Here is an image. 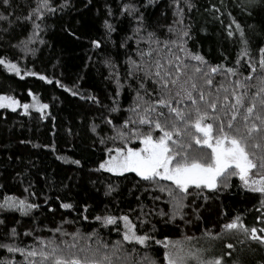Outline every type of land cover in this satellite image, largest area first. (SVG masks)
<instances>
[{"label":"trees","instance_id":"trees-1","mask_svg":"<svg viewBox=\"0 0 264 264\" xmlns=\"http://www.w3.org/2000/svg\"><path fill=\"white\" fill-rule=\"evenodd\" d=\"M128 3L143 12L146 30L121 47L137 27L134 17L122 15L123 5ZM10 4L11 7L0 2V14L12 22L0 21V58L15 63L20 74L0 65V94H10L22 103L35 98L38 105L48 107L27 111L0 107V199L14 196L39 205L28 215L0 210V244L25 250L22 254L0 248V264L39 261V257L26 260L27 251L39 250L50 241L49 249L55 246L64 256L75 254L80 259L100 261L107 256L111 264H151L152 261L164 264L165 248L162 243L156 244V240L219 234L222 226L236 217L249 229V234L232 240L234 248L227 250L230 256L223 258L230 261L228 264H264V244L253 241L250 232L255 228L258 236H264L261 231L264 196L245 189L238 176L227 181V188L223 183L217 189L190 186L183 199L184 207L173 215L172 198L167 191L159 190L161 186L175 190L170 181L161 180L156 184L132 172L113 175L95 171L108 149L124 146L117 135L119 130L129 134L133 128L142 132L149 130L147 125L141 126L138 122L122 128L129 117L136 119L129 109L139 103L143 114L148 103L159 98V85L153 82L156 78H145L144 72H139L144 83L140 95L144 99L136 100L139 81L128 75L129 56L146 69L150 67L153 73L159 60L173 76L176 75L175 57L179 56L182 69L183 63L189 65L185 72L193 76L197 89L205 92L206 99H218L219 106L225 103V95L231 100L237 80L248 85L249 93L259 87L264 4H250L249 0H154L145 8L147 0H50L56 11L45 13L43 20L36 21L41 28L27 51L13 45L32 33V24L17 17L28 15L37 0H10ZM180 10L182 16L178 14ZM181 19L182 25L174 23ZM105 20L115 28L111 34L106 32ZM237 24L244 32L243 40ZM181 29L187 30L190 36L184 38V47L192 54L201 55L206 65L179 50ZM229 30L234 33L232 37L227 35ZM149 32L155 34L151 43ZM94 40L100 41L101 47H93ZM173 40L177 43H171ZM244 48L248 55L240 56ZM141 51L145 53L143 58L138 54ZM109 59L112 66L105 63ZM169 60L173 61L172 65L167 63ZM250 65L256 67L255 73ZM194 66L202 67L203 71L193 74ZM215 66L220 69L209 74L213 81L209 86L204 72ZM228 68L235 69L236 74H229ZM30 72L35 75L26 74ZM41 76L45 79H40ZM249 76L252 78L245 81ZM193 97L205 108L199 102L198 90L193 91ZM173 106L186 111L192 107L188 100ZM113 108L117 111H111ZM208 111L211 113V109ZM160 134L159 130L154 131L155 136ZM256 139L262 148L254 149L250 145L249 151L260 154L264 140L260 134ZM138 144L135 139L128 143L130 147ZM198 150L199 146L193 142L192 151ZM74 160L80 164L71 163ZM109 186L111 192H108ZM63 203L73 207L64 209ZM122 215L129 218L138 235L153 239L146 245L129 243L123 241L120 223L105 224L103 219L96 220L97 216ZM73 244L75 247L70 248ZM217 248L226 253L221 245Z\"/></svg>","mask_w":264,"mask_h":264},{"label":"snow or ice","instance_id":"snow-or-ice-1","mask_svg":"<svg viewBox=\"0 0 264 264\" xmlns=\"http://www.w3.org/2000/svg\"><path fill=\"white\" fill-rule=\"evenodd\" d=\"M0 2L11 7L10 0H0ZM153 2L154 0H147V4L143 5V7L146 8L148 4ZM258 2L264 4V0H249L250 4ZM65 6L62 5L61 7ZM190 7L191 5L189 4ZM55 11L56 9L51 7L50 0H37L36 7L28 15L17 17V20L22 19L24 22H31L33 31L26 39L20 40L13 47H22L26 51L30 50L29 44L38 35V30L41 28L40 23L36 21L43 20L45 13ZM111 14L109 9V15ZM123 14L134 17L137 27L133 28L132 35L126 37L125 43H122L121 47H125L128 40L139 37L146 30L144 28V14L135 4H124L122 8ZM178 14L182 16V10ZM0 21L12 23L9 21V17L4 14H0ZM174 23L182 25L183 21L181 19ZM104 27L108 34L115 31V28L108 20L104 21ZM236 29L240 31V36L243 40L244 32L240 29L239 24L236 25ZM4 31H7V29ZM169 31L172 32L173 28L170 27ZM233 34L231 30L227 33L229 37H232ZM154 35V33H148L150 43ZM186 37L190 38L189 32L181 29L179 50L184 52L186 57L206 65L207 62L201 55L192 54L184 47V44H186L184 38ZM155 42L159 43L158 40ZM243 42L245 45L247 44V41ZM171 43L175 44L177 41L173 40ZM92 44L95 48L101 47L100 41L94 40ZM138 54L141 58L145 55L142 51ZM148 55H151V51H149ZM239 55L247 56V48L242 49ZM175 61H177L175 64L176 75L173 76L172 71L169 68H165L159 60L155 62L156 70L153 73L150 67L146 69L143 64L137 63L136 60L129 56L127 60L128 75L139 81V88L136 90V100L144 99L140 95V90L144 89V83L138 76L139 72H144L145 78L153 76L156 78L153 82L159 85V98L148 103L147 107L143 109V114L140 112L141 105L139 103L129 109L130 112L135 114L136 119L129 117V119L125 120L122 128L135 125L138 122L141 126L147 125L149 130L142 132L133 128L130 134L119 130L117 135L124 146L108 149V158L103 160L95 171L104 170L117 175L134 172L142 180L156 184H159L161 180L170 181L175 186V190L164 186H161L159 190L161 192L167 191L172 198L174 202L173 215L184 207L183 199L187 195L190 186H195L197 189L202 187L217 189L218 184L223 183V186L227 188L229 186L227 181L234 176L239 177L245 189L261 193L264 196V150L260 154L255 151H249L250 145L254 149L262 148L261 143L256 139L257 134H260L261 140H264V48H260L259 68L262 74L258 77L259 87L254 92L249 93L247 90L248 85L237 80L231 94V100L228 95H225L223 97L225 103H221L219 106L218 99H206L205 92L202 89H197L193 76L182 71L179 56L175 57ZM239 62L238 59L237 63L239 64ZM105 63L112 66L111 59L106 60ZM167 63L172 65L173 61L169 60ZM0 65H3L10 72H15L17 75L20 74V69L17 65L7 61L6 58H0ZM188 67L187 63H183V69ZM250 67H252L253 73L257 71L256 67L252 65ZM219 69L220 66H215L210 67L209 72H204L207 85L210 86L213 83L212 79L209 78V74L217 73ZM192 71L193 74L201 73L203 69L202 67L194 66ZM227 72L232 75L236 74L233 68H228ZM26 74L35 75V73L31 72ZM182 75L187 76V79L182 80ZM251 78V76L245 77V81ZM40 79L43 80L45 77L41 76ZM48 82L51 83V81ZM236 89H242V91L237 92ZM194 90L199 91V102H203L205 108L202 109L200 103L193 97ZM73 95H76V93L73 92ZM209 95L211 94L209 93ZM185 99L191 101L192 107L189 110H185L187 105L185 108L173 106L174 104H181ZM5 100L8 101L7 104L2 103ZM16 103L12 97L0 96V107L7 106L15 110L14 105ZM23 107L27 110L30 105L25 104ZM39 107L43 109L47 108L48 105L44 104ZM165 108L168 110L167 113L163 111ZM208 109H211V113ZM111 111L115 112L117 109L113 108ZM206 120H211L212 123H205ZM225 121L227 122L226 125ZM108 123L111 124L112 121L109 120ZM155 130H159L161 133L158 137L154 135ZM115 138L110 137L109 139ZM130 139L138 140L140 147H129ZM193 142L199 146V150L195 153L192 151ZM101 143H104V141L101 140ZM71 163L79 165L80 161L74 160ZM25 190L27 191V189ZM111 191L112 188L109 186L108 192ZM261 204L264 205V199L261 200ZM38 207L39 205L37 204L28 203L26 200L7 195L0 202V209L15 210L22 215H28L32 209ZM61 207L70 209L73 206L69 203H63ZM101 219H103L105 224H115L117 222V218L112 216L96 217V220ZM120 219L125 222V228L127 229L123 234V241L129 243L134 241L136 244L146 245L153 239V237L148 235H137L127 216L120 217ZM11 231L13 235L16 234L15 228ZM261 231L264 232V229H261ZM241 232L248 235L249 229L240 221L239 217H236L222 226L221 233L210 238L212 240L222 239L230 234ZM250 232L253 241L264 244V236H258L255 228H252ZM187 239L190 241L192 238ZM51 243V241L48 242V245L41 247L39 250L33 248L31 251H27L26 260L28 257H39V261L32 259L28 261V264H105V262L111 264L107 256L103 258V261L87 257L80 259L75 254L64 256L55 246L49 249ZM116 243L120 244L121 242L117 241ZM155 243H163L166 264H193V262L195 264H223L221 257L204 259L203 253L207 250L203 248L193 250L191 247L185 248L180 242L173 244L167 239L163 242L156 240ZM69 247L74 248L75 245H69ZM232 247L231 243L227 244V248L231 249ZM0 248H6L10 253H25L24 249L9 244H0ZM151 264H155V261H152Z\"/></svg>","mask_w":264,"mask_h":264},{"label":"rangeland","instance_id":"rangeland-1","mask_svg":"<svg viewBox=\"0 0 264 264\" xmlns=\"http://www.w3.org/2000/svg\"><path fill=\"white\" fill-rule=\"evenodd\" d=\"M182 71H186V70H185V69H182ZM181 79H182V80H183V79H187V76L182 75V76H181ZM173 91H175V90H173ZM0 96H4V97H12V98H14V97L11 96L10 94H0ZM14 99H15V101L17 102V103L14 105L15 109H21L22 111H24L25 108L23 107V105H25V104L30 105V107H29L27 110H29V109L35 110V109L40 108V107H39L40 105L37 104V102L34 100V98H32L28 103H22V102H19V101L17 100V98H14ZM185 101H187V100H186V99L183 100L181 104L176 105V106H180V105H182ZM2 103L7 104L8 101L5 100V101H3ZM3 108H12V107H7V106H5V107H3ZM27 110H25V111H27ZM128 146H129V145H128ZM129 147H130V146H129ZM136 147H140V144H138V146H136ZM112 149H115V148H112ZM113 154H115V153L113 152ZM107 158H108V151L105 153L104 158L99 162V164H100L103 160H106ZM99 164H98V166H99ZM101 171H103V172H107V171H104V170H101ZM107 173H110V172H107ZM132 173H134V172H132ZM110 174L117 175V174H115V173H110ZM2 201H3V199H0V202H2ZM0 210H4V209H0ZM123 216H124V215L119 216V217L112 216V217L117 218V222L120 223V224L122 225V235H123L124 232L127 230V229L125 228V222H124L122 219H120V217H123ZM129 221H130V220H129ZM130 224H131V226H132V228H133V230H134V226H133V224L131 223V221H130ZM136 234H137V233H136ZM256 234H258V233L256 232ZM137 235H138V234H137ZM216 235H217V234H201V235H197V236H194V237H190V238H192L190 241H189L187 238H185V239H179V240H178V239H177V240H167V241H169V242H171V243H173V244H175L176 242H180L181 244L184 245L185 248L191 247L193 250H195L196 248H203V249H206L207 251H205V252L203 253V258H204V259H212V258H214V257H221V258H222V261H223V264H228V263H230V261H229V260H225V259L223 258V256H227V255L230 256V253H227L226 251H227V250H228V251H231L234 247H232L231 249H229V248H227V244L232 243V240L239 239L240 236L244 237V236H243V233L241 232V233L230 234V235H228V236H226V237H224V238H222V239H216V240H212V239L210 238V237H214V236H216ZM163 241H165V240H163ZM163 241H162V242H163ZM132 243H135V242L133 241ZM239 243H243V242L241 241V242H239ZM135 244H136V243H135ZM162 244H163V243H162ZM138 245H139V244H138ZM219 245H221L222 248H224V252H226L225 254H222V253L218 250L217 246H219ZM170 250H172V249L170 248ZM164 260H165V259H164ZM164 264H166V262H165ZM193 264H195V262H193Z\"/></svg>","mask_w":264,"mask_h":264}]
</instances>
